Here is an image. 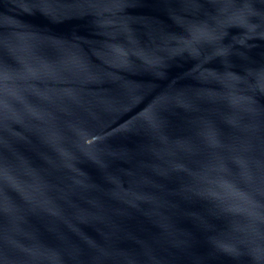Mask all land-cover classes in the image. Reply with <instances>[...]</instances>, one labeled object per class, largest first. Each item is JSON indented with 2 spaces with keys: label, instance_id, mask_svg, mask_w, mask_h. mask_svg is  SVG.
I'll return each mask as SVG.
<instances>
[{
  "label": "water",
  "instance_id": "water-1",
  "mask_svg": "<svg viewBox=\"0 0 264 264\" xmlns=\"http://www.w3.org/2000/svg\"><path fill=\"white\" fill-rule=\"evenodd\" d=\"M0 264H264V0H0Z\"/></svg>",
  "mask_w": 264,
  "mask_h": 264
}]
</instances>
